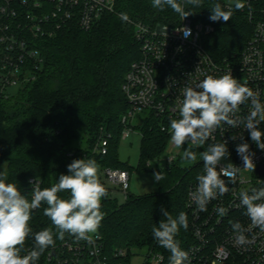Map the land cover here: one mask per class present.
<instances>
[{
    "label": "trees",
    "instance_id": "obj_1",
    "mask_svg": "<svg viewBox=\"0 0 264 264\" xmlns=\"http://www.w3.org/2000/svg\"><path fill=\"white\" fill-rule=\"evenodd\" d=\"M216 3L203 0L200 7L185 4V11L191 13L188 18L193 23L214 27V32L203 38V44L216 61H222L243 50L252 26L239 12H232L227 22L211 21L210 9ZM180 19L171 8L163 11L154 8L152 0H115L114 13L104 15L89 31L71 23L57 36L38 41L44 65L36 80L0 103V172L7 175V182L16 184L31 201V178L41 182V189L49 188L61 174H70L67 166L75 159L95 160L101 171L131 173L132 167L119 155L122 119L129 110L123 86L132 64L140 58L134 28L128 21L177 26ZM140 133L143 140L137 171L146 172L147 162L164 151L170 135L161 131L159 121L152 115ZM102 137L109 140L105 155L98 148ZM209 145L192 149L197 160H202L199 154ZM179 163L161 171L163 179L156 181L157 193L145 196L128 193L120 203L107 190L108 195L101 200L104 218L98 233L109 255L117 249L129 253L146 249L163 254V264H170V251L160 247L152 235V228L165 219L161 209L173 218L181 212L186 214L187 230L181 227L175 239L182 250L189 247L193 238L186 209L187 192L200 166L185 171ZM59 196L68 199L70 193L61 192ZM45 207L42 204L32 211L29 221L32 232L21 255L34 247V233L45 228L56 231L44 215ZM72 236L70 233H65L63 239L54 236L55 245L46 249L36 264H51L49 253Z\"/></svg>",
    "mask_w": 264,
    "mask_h": 264
},
{
    "label": "built area",
    "instance_id": "obj_2",
    "mask_svg": "<svg viewBox=\"0 0 264 264\" xmlns=\"http://www.w3.org/2000/svg\"><path fill=\"white\" fill-rule=\"evenodd\" d=\"M216 1L225 9L235 2ZM240 2L244 7L241 10L233 8L232 12L247 17L252 34L241 52L222 61H216L203 44V38L214 32L212 25L193 23L188 17L181 18L177 26L128 21L134 28L140 58L132 64L123 86L129 110L122 119V139H128L134 132L130 121L145 113L148 118L151 115L156 118L161 131L170 135V120L179 117L178 105L183 99V90L196 88L208 75L220 77L231 73L264 104V0ZM114 11L115 0H0V103L15 96L11 94L12 89L19 87L21 90L36 80L44 65V58L37 48L38 41L57 36L71 23L89 31L104 15ZM188 29L190 35L186 34ZM250 110L251 100L239 106L236 116L243 119ZM259 129L264 131V122L259 124ZM242 140L249 144V151L254 154V171L243 167V159L237 153V145ZM224 142L230 149L226 160L220 161L225 170L221 178L228 191L212 199L206 210L197 207L190 193L198 186L197 177L204 174L203 161L199 160L200 171L187 192L186 209L193 240L184 250L189 254L186 264H264V231L252 225L240 199L242 191L251 195L253 188H264V174L257 173L259 167H264V150L251 141L242 123L236 128L222 124L203 145L185 144L184 147L197 149ZM108 145L109 140L102 137L99 151L105 155ZM179 159V155L168 156L167 168L173 167ZM147 167H150V161ZM103 172L107 182L126 199L130 173L113 169ZM36 182L41 188L40 181L29 180L32 192ZM220 207L226 209L223 216L217 211ZM237 222L244 229L246 242L243 244L237 241V233L232 227ZM133 256L135 251L129 253L125 249H117L109 255L104 239L98 233L90 242L73 235L49 253L48 261L51 264H131ZM164 261L163 254L151 251L143 264H163Z\"/></svg>",
    "mask_w": 264,
    "mask_h": 264
},
{
    "label": "clouds",
    "instance_id": "obj_3",
    "mask_svg": "<svg viewBox=\"0 0 264 264\" xmlns=\"http://www.w3.org/2000/svg\"><path fill=\"white\" fill-rule=\"evenodd\" d=\"M202 3L203 0H152L154 8L160 11L166 7L171 8L182 20L191 15L184 10L185 4L200 7ZM243 7L240 0H235L227 9L216 3L210 9L209 19L227 22L233 8L241 10ZM190 33L191 30L188 29L186 34ZM249 100L251 110L247 117H237L239 106ZM178 112L179 117L170 120V141L178 149L185 144L203 145L222 124L236 128L242 123L251 141L257 148L264 150V131L259 129V124L264 122V104L251 89L233 78L231 73L220 77L208 75L196 88L186 87ZM236 150L243 159V167L254 171V154L250 153L249 144L242 140ZM199 155L203 161L204 174L197 177L198 186L190 196L200 210H206L212 199L228 191L225 180L221 178L225 175V170L220 161L229 152L224 142L209 145ZM181 158L184 161H196L197 153L189 147L183 151ZM67 167L70 174H61L58 182L49 188L41 189L36 182L31 201L21 194L16 184L7 182L4 172H0V264H36L43 252L55 245L54 236L63 239L65 233H70L79 240L89 242L94 235L98 236L104 218L101 200L108 195L98 178V164L92 159H75ZM154 177L157 182L163 179L161 172L154 173ZM65 191L70 193L68 199L59 196V193ZM240 199L252 225L264 231V188H253L251 195L242 191ZM42 204L47 205L43 210L44 215L51 220L56 231L45 228L34 233V247L27 254L21 255L26 238L32 232L29 227L31 213ZM161 211L165 219L152 228L153 238L160 247L170 251V264H186L189 254L180 248L175 237L181 227L187 230V216L181 212L178 217L173 218L167 210ZM217 211L221 216L226 214L223 207ZM232 227L237 233V241L245 243L246 237L241 224L237 222Z\"/></svg>",
    "mask_w": 264,
    "mask_h": 264
},
{
    "label": "rangeland",
    "instance_id": "obj_4",
    "mask_svg": "<svg viewBox=\"0 0 264 264\" xmlns=\"http://www.w3.org/2000/svg\"><path fill=\"white\" fill-rule=\"evenodd\" d=\"M19 92V87H16L11 90L12 95H17ZM148 114H138L133 120H131V125L134 127V132L128 139H122L119 146V155L122 161L127 162L131 167L130 181H129V191L135 196H145L148 194H154L158 192L156 180L154 173L167 170L166 160L168 156L179 155L180 166L183 170L189 171L195 168L199 164V160L196 161H184L181 156L184 150L188 149L187 147L176 148L172 145L169 140L164 151L157 157L150 159V167L146 172L137 171L140 161H141V146H142V135L140 129H142L147 123ZM227 156L224 158L226 159ZM196 171V176L199 173ZM195 176V177H196ZM98 178L100 183L105 184L106 190H108L110 196L117 200L120 203L125 201L124 194L119 191L117 188L113 187L106 180V176L103 171L98 169ZM135 256L132 257L131 264H143L148 251L144 250H134Z\"/></svg>",
    "mask_w": 264,
    "mask_h": 264
},
{
    "label": "water",
    "instance_id": "obj_5",
    "mask_svg": "<svg viewBox=\"0 0 264 264\" xmlns=\"http://www.w3.org/2000/svg\"><path fill=\"white\" fill-rule=\"evenodd\" d=\"M257 173L259 174V175H263L264 174V167H259L258 169H257ZM179 243V242H178ZM179 246H180V248H181V244L179 243Z\"/></svg>",
    "mask_w": 264,
    "mask_h": 264
}]
</instances>
